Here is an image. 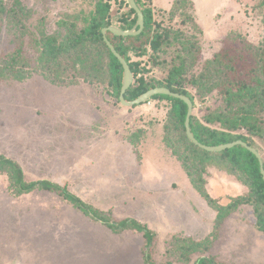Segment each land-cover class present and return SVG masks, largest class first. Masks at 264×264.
<instances>
[{"label":"rangeland","instance_id":"1","mask_svg":"<svg viewBox=\"0 0 264 264\" xmlns=\"http://www.w3.org/2000/svg\"><path fill=\"white\" fill-rule=\"evenodd\" d=\"M20 1L31 11V30L47 34L56 32L62 19L81 25L82 14L94 2ZM172 1L141 0L153 9L156 21L179 26L196 38L200 62L227 50L242 71L249 57L245 44L259 46L264 40V10L253 8L258 0H191L193 7L175 8L170 19ZM125 2L110 0L111 25L121 24ZM235 34L246 42H232ZM15 44L0 33L1 52L12 51ZM22 45L24 56L33 57L31 34ZM174 48H168L167 58ZM147 58L133 57L150 68ZM144 76L162 77L163 66ZM203 104L195 98L194 114L203 112ZM169 106L160 99L125 106L94 84L57 85L40 74L23 81L0 80V155L17 165L23 182L50 181L100 215L135 219L152 232L146 248L142 232L115 233L56 191L19 194L14 177L4 170L0 264H145L147 250L153 264H194L201 257L214 264H264V233L255 224L252 206L218 218L213 205L225 206L247 188L234 176L209 168L204 188L214 203L195 189L164 141ZM255 141L264 154V142Z\"/></svg>","mask_w":264,"mask_h":264},{"label":"trees","instance_id":"2","mask_svg":"<svg viewBox=\"0 0 264 264\" xmlns=\"http://www.w3.org/2000/svg\"><path fill=\"white\" fill-rule=\"evenodd\" d=\"M143 13L144 27L136 35H117L106 31V37L117 52L127 61L133 79L125 91L124 98L133 100L154 87H167L171 91L187 96L195 105V98L203 101V112L192 114L189 126L193 136L205 145H220L242 140L264 154L255 138L264 142V40L259 45L246 43L247 66L238 69L236 57L221 50L200 62L201 49L194 36L187 35L179 26L163 25L154 18L153 9L141 0H135ZM183 4L193 7L191 0H173L170 19L175 8ZM128 7L118 19L122 30L132 29L137 15ZM255 9L264 10V0H258ZM174 14V15H173ZM31 11L20 0H0V33L6 32L16 44L12 51H0V80L23 81L33 74H40L57 85H75L85 82L99 86L106 94L119 100L123 81V68L106 45L102 29L111 25L110 0H94L92 8L82 14L81 25L77 21L59 20L58 30L44 33L30 28ZM193 17V16H192ZM186 20L183 19L182 22ZM38 26V25H37ZM27 34L32 35L33 57L23 54L22 45ZM240 34L230 35L233 42ZM175 47L167 58L168 48ZM151 62L150 68L142 58ZM163 66V76H144L152 67ZM191 90L194 92L192 93ZM151 99L167 100L170 103L164 123V141L176 158L195 189L209 202L214 203L205 190V175L209 168H216L236 178L247 188L244 194L230 198L227 205L213 204L218 218H225L242 205H250L255 215L257 228L264 233V180L257 157L242 145H235L219 152H209L192 143L185 133L187 104L169 95L157 94ZM147 101V102H148ZM120 102V100H119ZM146 103V102H145ZM9 170L17 184L19 194L34 189L56 191L73 206L102 223L115 233L128 229L142 232L146 248L151 245L152 232L131 218L119 221L100 215L64 187L47 180L25 183L22 171L15 163L0 155V171ZM198 245V244H194ZM145 264H153L148 250L144 254ZM194 264H214L210 258L201 257Z\"/></svg>","mask_w":264,"mask_h":264},{"label":"water","instance_id":"3","mask_svg":"<svg viewBox=\"0 0 264 264\" xmlns=\"http://www.w3.org/2000/svg\"><path fill=\"white\" fill-rule=\"evenodd\" d=\"M127 3L129 5V7L132 8L137 15V21H136V24L133 26V28L129 29V30H122L118 27L110 25V26L102 29L103 39H104L106 45L108 46V48L110 49L112 54L118 59V61L120 62V64L122 65V68H123V81H122V86H121L120 93H119L120 103L124 104L125 106L139 105V104L147 102L148 99H150L152 96L157 95V94L169 95V96L183 100L187 104V114H186L185 123H184L185 124V133H186V136L188 137V139L192 143H194L195 145H197L200 148H202L206 151H209V152H219V151L225 150L227 148H231L235 145L244 146L246 149L251 151L257 157L259 164H260V172H261L262 178L264 180V167H263V161H262L261 155L254 147L248 145L246 142H244L242 140H234L232 142H228V143H224V144H220V145H205V144L200 143L193 136V134L190 130V126H189V119H190V116H191L192 111H193V102L187 96L173 92L167 87L160 86V87H154V88H151V89L145 91L144 93H142L140 96H138L137 98H135L133 100H130V101L125 100V98H124L125 91L129 88V86L132 83V79H133L132 71H131L130 66L127 63V61L117 52L115 47L107 39L106 31H111L114 34L123 35V36L136 35L142 31V29L144 27V17H143L142 11L138 7L135 0H127Z\"/></svg>","mask_w":264,"mask_h":264},{"label":"crops","instance_id":"4","mask_svg":"<svg viewBox=\"0 0 264 264\" xmlns=\"http://www.w3.org/2000/svg\"><path fill=\"white\" fill-rule=\"evenodd\" d=\"M153 1H155V0H153ZM195 2V1H194ZM195 4H197V3H195Z\"/></svg>","mask_w":264,"mask_h":264}]
</instances>
